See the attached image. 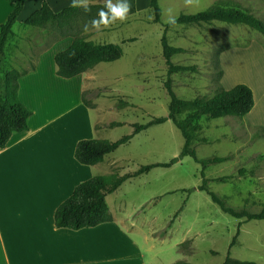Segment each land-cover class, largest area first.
Wrapping results in <instances>:
<instances>
[{
	"label": "rangeland",
	"instance_id": "obj_1",
	"mask_svg": "<svg viewBox=\"0 0 264 264\" xmlns=\"http://www.w3.org/2000/svg\"><path fill=\"white\" fill-rule=\"evenodd\" d=\"M224 2L236 3L264 21V0H159L160 24L153 23L154 16L148 9L132 21L117 22L100 31L91 29L85 34L95 38L94 34L105 29L107 34L98 42L101 44L122 45L123 41L137 39L122 45L121 60L101 64L94 71L96 90L89 91L87 99L97 101L98 107L103 108L90 107L93 122L101 123L96 139L115 142L132 135L134 124L143 125L154 118L168 117L170 98L163 87L168 69L160 41L163 26L182 14H197ZM24 29L17 23L14 32ZM29 36L44 37L46 42L59 39L51 28L35 29ZM166 36L170 46L186 51L172 57L171 63L196 69L170 76L172 91L184 101L212 96L211 88L222 85L219 73L222 70L224 75L221 63L224 51L244 48L253 42L264 45V36L257 31L219 22L201 27L175 26L166 31ZM228 62V80L248 79L247 75L236 72L234 58ZM1 69H7L4 62ZM250 72L260 84L257 73ZM2 79L0 72L1 83ZM120 99L129 105L119 109ZM255 115L252 119L202 118V130L193 143L199 159L231 157L204 171L208 180L231 178L226 183L211 182L208 192L224 199L228 206L237 210L244 208L250 213H258L264 206V110ZM112 123L117 125L106 126ZM183 147L181 132L167 121L135 136L108 160H115L117 173L124 176L143 166L170 163L180 155ZM201 172V166L191 158L182 159L168 169L155 168L148 174L127 180L116 195L110 197L109 205L112 206L116 198L124 200L131 209L141 205L142 211L135 216L139 227L146 233L156 230L159 236L162 232L165 235L170 232L169 245L180 243L189 234L190 239L186 240L189 244L179 249L188 254L194 251L192 261L195 264H224L228 255L233 260L264 264V221L246 222L222 212L208 192L197 190L202 184ZM238 231L237 243L230 249Z\"/></svg>",
	"mask_w": 264,
	"mask_h": 264
},
{
	"label": "crops",
	"instance_id": "obj_2",
	"mask_svg": "<svg viewBox=\"0 0 264 264\" xmlns=\"http://www.w3.org/2000/svg\"><path fill=\"white\" fill-rule=\"evenodd\" d=\"M44 2L57 14L69 8L72 0H28L16 24L25 27V21ZM129 2L132 10L125 22L136 19L150 7V0ZM101 4L104 0L89 3ZM13 9L12 3L0 0V24L6 22ZM34 30L25 27L14 32L4 59L7 70L22 73L19 99L32 115L28 130L14 134L7 146L0 149V264H195L194 251H179V246L190 239L189 234L180 243L169 245L170 232L162 237L156 230L146 233L139 227L135 216L141 205L131 209L121 198L109 205L110 197L120 188L106 199L112 223L80 231L55 227L56 210L80 184L100 174L112 175L117 169L115 160H108L113 153L96 166H83L74 157L80 141L102 140L96 139L101 123L93 122L91 108L82 100L85 92L96 90L94 71L99 65L75 78H60L54 58L68 49L73 39L46 42L44 37L29 36ZM106 34L103 29L87 40L98 43ZM232 58L236 60V72L248 79L228 80V61ZM221 63L224 89L241 83L252 89L255 106L246 116L252 119L264 110V45L253 42L244 48L228 49L222 53ZM250 71L257 73L260 84ZM92 106L103 109L97 101ZM255 118L258 119L256 115Z\"/></svg>",
	"mask_w": 264,
	"mask_h": 264
},
{
	"label": "trees",
	"instance_id": "obj_3",
	"mask_svg": "<svg viewBox=\"0 0 264 264\" xmlns=\"http://www.w3.org/2000/svg\"><path fill=\"white\" fill-rule=\"evenodd\" d=\"M14 5L12 13L6 22L0 24V72L3 73L2 83L0 82V149H4L14 134L23 133L28 130V121L32 113L21 103L19 99V79L22 73L19 71H2L7 45L14 37L13 27L16 24L24 5L28 0H5ZM91 11L85 12L82 8H67L60 13H54L46 2L40 10L34 12L24 23L25 27L35 29L51 28L58 35L59 39L70 37L73 39L68 49L56 54L54 61L57 68L56 74L63 79H72L94 69L100 64H110L117 62L123 57L122 45L134 43L137 39H129L121 44H101L88 41L83 31L85 23L97 17V12L101 5H89ZM150 11L154 16L153 23H161L162 11L159 0H150ZM175 20V24L170 22L165 24L161 35L162 54L167 66V79L163 82L164 90L170 98L169 114L166 118H154L147 124H134L132 135L122 137L118 141L108 140H84L80 141L75 149V160L83 166H96L101 164L106 156L114 153L120 147L127 145L140 133L153 126H159L167 121L181 132L184 139V147L180 155L170 163L143 166L136 172L121 176L117 172L109 176L94 177L80 184L73 192L72 196L62 203L54 214V223L57 229H67L80 231L91 229L103 224L112 223L113 216L107 205V197L119 189L127 180L148 174L155 168H171L182 159L191 158L202 168V184L197 188L201 192H208L211 182L226 183L231 178L221 177L214 180L205 179L204 171L211 166L229 161L231 157H211L199 159L193 148V143L197 135L201 132V120L233 118L243 119L254 109V94L250 87L239 84L230 90H226L218 84L211 88L212 96H199L190 101L179 99L172 91L170 76L174 74L195 72L194 67L179 66L171 63V58L186 53L182 48L172 47L168 43L166 31L175 26H211L215 22L232 26H247L264 36V21L254 14L243 9L240 5L232 2H224L215 5L206 11L197 14H182ZM92 28H89V31ZM88 31V32H89ZM57 39V40H59ZM222 79L223 71L219 73ZM91 94V93H90ZM89 91L83 94V103L87 107L92 106L88 101ZM92 101V100H91ZM129 105L128 102L120 99L118 108L122 109ZM184 116L183 119H180ZM117 124L106 125L109 128ZM105 126V127H106ZM192 190L189 191L191 193ZM213 203L219 206L222 212L238 220L264 221V206L258 213H250L246 209L237 210L226 204L224 199L219 198L212 192H208ZM173 223V221L171 222ZM171 225V224H170ZM241 225H239L240 228ZM165 232H162V236ZM240 231L234 237L230 249L237 243ZM189 241L182 243L179 247L188 245ZM180 251V249H179ZM175 264H187L177 262ZM224 264H256L254 262L237 261L228 255Z\"/></svg>",
	"mask_w": 264,
	"mask_h": 264
},
{
	"label": "clouds",
	"instance_id": "obj_4",
	"mask_svg": "<svg viewBox=\"0 0 264 264\" xmlns=\"http://www.w3.org/2000/svg\"><path fill=\"white\" fill-rule=\"evenodd\" d=\"M90 0H72L69 5L71 8H82L86 13L90 12ZM132 10V4L129 0H104V7L100 8L97 12V17L91 19L89 23H85L83 31L88 32L89 28L100 31L102 28H109L117 22L123 23L129 18V13ZM175 24V20L169 21Z\"/></svg>",
	"mask_w": 264,
	"mask_h": 264
}]
</instances>
